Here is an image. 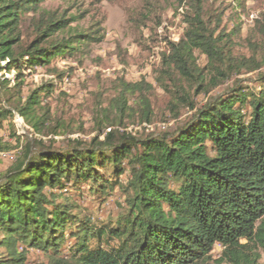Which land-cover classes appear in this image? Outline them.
Returning <instances> with one entry per match:
<instances>
[{
  "label": "trees",
  "instance_id": "16d2710c",
  "mask_svg": "<svg viewBox=\"0 0 264 264\" xmlns=\"http://www.w3.org/2000/svg\"><path fill=\"white\" fill-rule=\"evenodd\" d=\"M44 1L0 0V127L19 115L42 131L51 119L42 103L53 83L24 96L23 70L74 57L84 44L103 38L92 32L59 38L70 19L43 12ZM27 12L38 17L34 38L24 43L21 23ZM203 14L194 7L184 35L169 42L162 75L174 71L199 93L244 69H260L257 86L236 79L173 132L136 136L114 126L124 124L131 96L144 112L149 109L145 92L153 86L122 80L102 140L23 143L0 172V264H27L31 248L40 250L47 264H210L217 243L223 252L216 264H258L264 253V62L234 57L233 33L217 35ZM196 50L208 57L209 77L197 66ZM181 80L173 81V90L163 86L180 104L194 107L185 91L187 96L177 94ZM146 117L150 120L149 112ZM4 148L12 147L0 137ZM115 190L124 201L117 216L106 219L84 212L75 198L86 193L104 204Z\"/></svg>",
  "mask_w": 264,
  "mask_h": 264
},
{
  "label": "rangeland",
  "instance_id": "374dc122",
  "mask_svg": "<svg viewBox=\"0 0 264 264\" xmlns=\"http://www.w3.org/2000/svg\"><path fill=\"white\" fill-rule=\"evenodd\" d=\"M198 5L203 9L209 27L217 28V35L233 33L231 52L234 57L239 60L255 57L264 62V33L261 31L264 28V0H45L41 3L43 12L70 19L69 27L57 34L59 38L85 32H92L97 37L102 35L103 38L100 42L84 44L74 57H55L49 65L23 70L24 96L41 84L52 81L53 93L42 103L45 109H50L51 119L42 131L34 130L19 115L11 122H4L0 127V137L12 148L0 150V172L8 169L15 158L13 151L21 149L28 140H41L56 146L68 145L72 140L88 143L96 136L102 140L110 129L106 118H109L108 114L112 117L115 114L110 103L119 95L122 80H144L153 86L150 92H145L149 96V109L144 112L143 105L136 103V96H131L124 124L114 126L120 133L129 132L136 136L173 132L209 98L231 87L236 79L248 87L257 86L255 80L260 69H244L230 80L199 93L195 92L196 84L191 87L178 79L174 71L162 75V53L168 51L169 42H177L184 35L186 20ZM37 17L33 12L23 15L21 30L24 43L34 38ZM257 20L260 21L259 27ZM225 39L223 36L222 44ZM195 56L197 66L203 68L209 77L213 70L208 68L207 55L196 50ZM53 69L64 72L63 77H58ZM261 69L264 70V65ZM14 73L12 70L7 75L13 77ZM180 80L183 89L177 94H188L194 107L180 104L163 86H171L173 81ZM170 89L175 88L171 86ZM147 112L150 120H147ZM101 120L102 131L98 127ZM75 198L84 212L101 219L117 216L120 203L124 201L118 190L104 204L86 193ZM222 252L223 246L217 243L208 262H218ZM261 256L258 264H264L263 252ZM26 257L27 264H47V258L38 249H29Z\"/></svg>",
  "mask_w": 264,
  "mask_h": 264
}]
</instances>
